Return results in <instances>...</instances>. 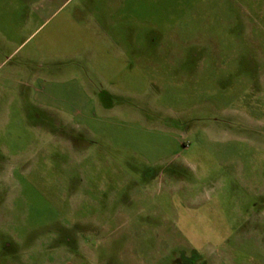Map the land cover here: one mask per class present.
<instances>
[{
    "label": "rangeland",
    "instance_id": "1",
    "mask_svg": "<svg viewBox=\"0 0 264 264\" xmlns=\"http://www.w3.org/2000/svg\"><path fill=\"white\" fill-rule=\"evenodd\" d=\"M61 4L0 0V78L90 45L97 103L0 79V264H264V0Z\"/></svg>",
    "mask_w": 264,
    "mask_h": 264
},
{
    "label": "crops",
    "instance_id": "2",
    "mask_svg": "<svg viewBox=\"0 0 264 264\" xmlns=\"http://www.w3.org/2000/svg\"><path fill=\"white\" fill-rule=\"evenodd\" d=\"M68 1L69 0H62L61 7L58 10H60L63 7V5H65ZM37 9L38 8L33 9V13L35 10L38 11ZM57 11L52 12L51 15L53 16L55 13H57ZM82 29L88 32V28H82ZM93 35L95 36L94 38L95 41H98V37L94 34V32ZM89 48L92 49L90 45L89 46L86 45L83 47L80 46V50L78 51V53L70 54L68 56L65 55L61 56L62 57L61 59L54 57V55H50V54L48 55V57L38 56V58L43 59L42 61L47 63V67L43 73L41 72L37 73L34 70L32 71L25 70V68L18 67V65L11 66L6 73L2 74V77L0 78L2 81L1 83L12 80V78H14L15 76L18 77L20 74L23 75L25 78L28 77L32 79V81L39 82L41 84L40 88L35 90L33 88L34 95L32 94L34 96L33 100L37 103V105L35 104L33 105L35 110L45 109L52 113L59 114L64 119L66 116H68L69 121H75L79 117V120L86 122L88 121V123L90 124L89 121H91V117L88 111H90L91 108L93 107L95 108L97 103L94 104L93 101L91 100V97L89 96L90 92H88L87 84H83L85 83L82 81L83 77H81V75L67 77V75L64 73L65 64H63V63L75 62L78 56L87 57L89 54L85 55L84 53L86 51L88 52ZM33 56L37 57L36 52L27 53L25 56V61L31 60ZM53 58L57 60V62L62 63V66L60 67L55 66L54 68L52 62L55 60H50ZM54 70L59 74L58 76L53 74L52 71ZM99 78H104V76L100 75ZM76 80L80 82L77 83ZM73 85L76 86L72 87ZM2 86H4L6 89L7 87L8 88L10 87L11 89H15L13 86L10 85L7 86L5 83ZM79 89L80 92H78ZM72 90L73 92H70ZM74 90H76L77 92H75ZM73 93L78 94L80 96L79 99H82L85 105H77L75 102H73L71 97ZM101 107L104 106L101 105ZM104 109L106 110L107 108Z\"/></svg>",
    "mask_w": 264,
    "mask_h": 264
},
{
    "label": "flooded vegetation",
    "instance_id": "3",
    "mask_svg": "<svg viewBox=\"0 0 264 264\" xmlns=\"http://www.w3.org/2000/svg\"><path fill=\"white\" fill-rule=\"evenodd\" d=\"M185 261V260H184ZM193 261V262H192ZM192 261L189 263L187 260L185 261L186 262V264L188 263V264H198V263H200V261H201V258H199V257H194L193 259H192Z\"/></svg>",
    "mask_w": 264,
    "mask_h": 264
}]
</instances>
